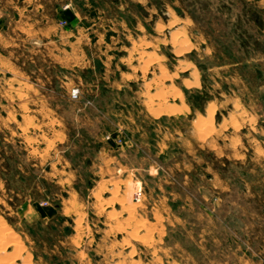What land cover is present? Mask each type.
Instances as JSON below:
<instances>
[{"label":"rangeland","instance_id":"obj_1","mask_svg":"<svg viewBox=\"0 0 264 264\" xmlns=\"http://www.w3.org/2000/svg\"><path fill=\"white\" fill-rule=\"evenodd\" d=\"M0 264H264V0H0Z\"/></svg>","mask_w":264,"mask_h":264},{"label":"bare ground","instance_id":"obj_2","mask_svg":"<svg viewBox=\"0 0 264 264\" xmlns=\"http://www.w3.org/2000/svg\"><path fill=\"white\" fill-rule=\"evenodd\" d=\"M186 33V32H185ZM182 35H183V33H182ZM179 36V35H178ZM185 36V35H184ZM186 38V37H185ZM181 39H182V36H181ZM184 39H182V41H183ZM179 41H180V39H179ZM185 41V40H184ZM187 41H188V39H187ZM176 42H178V41H176ZM171 43H172V41H171ZM174 43V42H173ZM175 44V43H174ZM177 44V43H176ZM185 44V43H184ZM179 45H180V43H179ZM173 46V48H174V45H172ZM186 47H187V45H185ZM176 47V46H175ZM188 48H190V47H188ZM175 49V48H174ZM178 49H179V47H178ZM182 49H185L184 47L182 48ZM183 51V50H182ZM174 52V51H173ZM175 53V52H174ZM177 53V52H176ZM177 55V54H176ZM181 63V62H180ZM182 64V63H181ZM180 64V66L182 67L183 65H181ZM186 64V63H185ZM189 65L187 66V67H189L190 66V64L191 63H188ZM187 65V64H186ZM183 68H186V67H183ZM165 70H167V69H165ZM197 71V70H196ZM196 71H193L195 74H197V72ZM166 72V71H165ZM167 73V72H166ZM193 73V74H194ZM198 78V77H197ZM195 84L196 83H198V81L195 79V81H193ZM193 82H190V81H187V83H188V85L189 84H192ZM181 96L182 97V94L180 93V92H178V96ZM210 107V106H209ZM208 107V108H209ZM215 107H212V109H214ZM209 110V109H208ZM166 111H174V108H171V109H167ZM214 112H212V114H213ZM211 119H213V115H212V118Z\"/></svg>","mask_w":264,"mask_h":264},{"label":"built area","instance_id":"obj_3","mask_svg":"<svg viewBox=\"0 0 264 264\" xmlns=\"http://www.w3.org/2000/svg\"><path fill=\"white\" fill-rule=\"evenodd\" d=\"M80 94H81V88L79 86H75L72 88L71 91L72 99H78L80 97Z\"/></svg>","mask_w":264,"mask_h":264},{"label":"trees","instance_id":"obj_4","mask_svg":"<svg viewBox=\"0 0 264 264\" xmlns=\"http://www.w3.org/2000/svg\"><path fill=\"white\" fill-rule=\"evenodd\" d=\"M206 97H208L207 95H205ZM204 101V97H199L198 99V102H199V105Z\"/></svg>","mask_w":264,"mask_h":264},{"label":"crops","instance_id":"obj_5","mask_svg":"<svg viewBox=\"0 0 264 264\" xmlns=\"http://www.w3.org/2000/svg\"><path fill=\"white\" fill-rule=\"evenodd\" d=\"M121 85H123V84H121ZM182 104H183L182 102H179L177 105H180V106H181ZM186 105L188 106V104H186ZM188 107H189V106H188ZM188 110H189V111L191 110L190 107H189ZM188 110H187V111H188Z\"/></svg>","mask_w":264,"mask_h":264}]
</instances>
